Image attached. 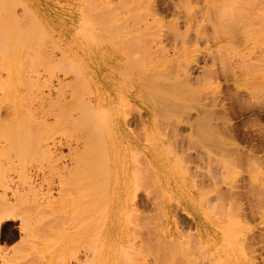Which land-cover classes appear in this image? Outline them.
<instances>
[{"label": "rangeland", "instance_id": "obj_1", "mask_svg": "<svg viewBox=\"0 0 264 264\" xmlns=\"http://www.w3.org/2000/svg\"><path fill=\"white\" fill-rule=\"evenodd\" d=\"M124 1L0 0L29 30L21 49L28 42L33 47L31 59L18 57L20 85L9 89L25 132L17 136L28 151L24 159L15 151L2 157L11 180L7 188L0 184V194L15 205L0 224V251L13 260L0 258V264L84 260L98 233L86 222L94 213L110 225L105 264H264V0H244L247 7L235 0L241 2L235 9L244 4L248 14L243 6L239 27L243 17L227 0L233 11L226 13L237 19L232 30L220 8L224 0H148L147 7L146 0ZM217 3L234 36L221 26L219 8H212ZM29 75L44 99L29 100L21 80ZM12 96L4 99L2 115L10 113ZM83 109L92 115L85 119ZM108 126L118 153L115 195L110 189V204L93 208L88 174L101 179L103 167L93 143ZM97 209L107 215L98 218ZM45 212L33 225L25 221Z\"/></svg>", "mask_w": 264, "mask_h": 264}, {"label": "bare ground", "instance_id": "obj_2", "mask_svg": "<svg viewBox=\"0 0 264 264\" xmlns=\"http://www.w3.org/2000/svg\"><path fill=\"white\" fill-rule=\"evenodd\" d=\"M86 1H88V5L90 6L91 4H92V6L94 5L92 2L94 1V0H86ZM123 1V0H122ZM125 1H127V0H125ZM124 1V2H125ZM142 1V0H141ZM141 1H140V3H141ZM144 1V0H143ZM149 1H151V0H149ZM213 0H211L210 2H212ZM215 1V0H214ZM217 2H220L221 0H216ZM227 0H224L223 2L226 4H223L222 2H220V3H222V7H220V8H225V9H223L224 10V14L228 11V10H230V7L232 6L233 8H234V11H233V9H232V7H231V11H233V13L234 14H236V13H238L239 15H240V13L239 12H241V13H243L242 12V10L243 9H245L248 5H247V1H244V2H246V7L244 6V4L243 5H241V7H240V10H238L237 8L235 9V7H236V5H235V2H237L238 4L240 3L241 4V2H238V1H233V0H229V2H230V4H232L231 6H230V4H229V2H226ZM234 3H233V2ZM241 1V0H240ZM118 2V1H117ZM144 2H146V4L144 3ZM143 3L146 5V7H147V2H148V0H146V1H144ZM102 3V2H101ZM127 3V2H126ZM137 3V2H136ZM142 3V4H143ZM150 2H148V4H149ZM243 3V2H242ZM251 4H252V1L250 2ZM87 4V3H86ZM125 3H123V6H125V5H128V4H125ZM132 4H135V2L133 3L132 2ZM142 4H141V6H142ZM239 4V5H240ZM118 5H119V2H118ZM122 5V4H121ZM225 5V6H224ZM227 5H229V6H227ZM233 5H235V6H233ZM91 6V7H92ZM95 6V5H94ZM98 6V5H97ZM120 6V5H119ZM136 6V5H135ZM215 6V5H214ZM218 6V7H217ZM243 6H244V8H243ZM138 7V6H137ZM142 7H145V6H142ZM142 7H138L139 9L140 8H142ZM227 7H229V9L227 8ZM42 8V7H41ZM213 9L214 8H216V9H218L219 8V5H218V3H217V5H216V7H212ZM220 8H219V10H218V14H220L218 17H220V21L222 20V19H224L226 16L228 17V15L230 16L229 17V19L228 20H230L231 21V23H230V21H229V25L230 26H232V27H230V26H228V27H230L229 29L230 30H232L231 28H234V26L235 25H237V27H239L238 26V24L240 25L241 24V22L242 21H244L245 19H244V17L242 16V15H240L241 17H243V19L242 18H240V17H238V19H239V21L238 22H235L234 20H237L234 16V18H232L231 16H232V14L230 13H226L225 14V17H224V15H222L223 13H220V12H222V10H220ZM241 8H243L242 10H241ZM259 8V7H258ZM257 8V9H258ZM261 8V7H260ZM90 9V8H89ZM107 9V8H106ZM209 9V8H208ZM212 9V10H213ZM247 9V8H246ZM246 9H245V11H246ZM90 10H93V9H90ZM217 11V10H216ZM216 11H215V14H216ZM254 11V10H253ZM259 11H261V10H259ZM101 12H103V10L101 11ZM92 13V12H91ZM115 13V12H114ZM254 12H252V14H253ZM112 14V13H111ZM119 14V13H118ZM244 14V13H243ZM246 14H247V11H246ZM113 15V14H112ZM112 15H110V17L112 16ZM136 15V14H135ZM142 15V14H141ZM224 17V18H221L222 16ZM239 15H237L236 14V16H239ZM248 15V14H247ZM247 15H246V17H247ZM264 15V14H263ZM33 17L35 18V20L38 22V21H40V16L37 14V13H35V14H33ZM109 17V16H108ZM101 18V21L102 22H104V18H102V17H100ZM115 18V17H114ZM114 18H110V19H108V21L110 20L111 22H113L114 20ZM264 18V17H263ZM20 19H22V17H19V15H17V13L15 12V10H13V8L12 7H5V6H0V95H1V97H0V137H2L3 138V140L2 139H0V184H1V186H3L4 188H7L8 187V185H9V181L11 180L10 178L8 179L7 178V176L8 175H6V171H5V169L3 168L4 166H3V160H2V157H7V153L9 152V151H15V152H17V154L21 157V159H24V157H26V154H27V151H28V149H27V147L28 146H26V143H25V141H23V143H25V145H23V143L19 140V138H18V136H17V134H19V132H24L23 131V129H24V127H23V123H22V120L21 119H19L17 116H16V112H18V102L15 100L16 99V97H15V95L14 96H12V93H11V91L10 90H14L15 91V87H17V86H19L17 83H18V81H17V76H16V67L18 66L17 64H16V62H17V60H18V57L19 56H22L23 55V58L25 57L26 58V60L27 59H31V57H30V55L29 56H26V55H28V54H30V52L32 51V49H33V47L31 46V43L30 42H28L26 45H25V47L24 48H22L21 49V45H22V42H24V43H26L27 42V39L26 38H24V36H25V34H28V32H29V30H24V28H25V24H21L22 23V21H19ZM91 19V18H90ZM126 19V18H125ZM133 19V18H132ZM217 19V18H216ZM242 19V20H241ZM233 20V21H232ZM260 20V19H259ZM264 20V19H263ZM109 21V23H111ZM217 21H218V19H217ZM216 21V22H217ZM224 21H225V23H224ZM222 20L221 21V23L223 22V25H225L226 23H227V19H225V20ZM241 21V22H240ZM61 22V21H60ZM215 22V21H214ZM215 22V23H216ZM236 23L235 25L233 24V23ZM247 22V21H246ZM246 22H245V26L247 27V25H246ZM62 23H63V20H62ZM109 23H108V25H109ZM213 23V22H212ZM219 22H217V24H218ZM231 24H233V25H231ZM222 24H221V26L224 28H226L227 29V27H226V25L225 26H223ZM221 26L218 24V28H220L221 30H220V32L223 30L222 28H221ZM245 26H243V27H245ZM256 26V25H255ZM237 27H236V29H237ZM244 28V29H247V28ZM260 27V26H259ZM224 28V29H225ZM249 28V27H248ZM229 29H227L226 31H229ZM235 29V28H234ZM105 30V29H104ZM113 30V29H112ZM240 30H242V29H240ZM225 31V30H224ZM223 31V32H224ZM226 31L224 32V34L226 33ZM235 31V30H234ZM243 31V30H242ZM32 32H33V30H32ZM231 32H233V31H229V32H227L226 34H227V36H230V35H232V36H234L233 34L234 33H232V34H230ZM104 33V32H103ZM222 33V32H221ZM245 33H247V32H245ZM249 33V32H248ZM253 33H254V31H253ZM259 33H260V31H259ZM228 34H230V35H228ZM258 35V34H257ZM248 36H251V35H248ZM247 37V36H246ZM232 38H234V37H232ZM236 38V37H235ZM234 38V39H235ZM232 43V42H231ZM221 45V44H220ZM224 45V44H223ZM234 46V45H233ZM32 47V48H31ZM232 47V46H231ZM235 47V46H234ZM233 48V47H232ZM231 48V49H232ZM31 49V50H30ZM233 49H235V48H233ZM30 51V52H29ZM245 56V55H244ZM186 57V56H185ZM162 58V57H161ZM191 59V57H188L187 56V58H186V62H188L189 63V61H190V59ZM34 59H36L35 57H34ZM183 60H185V58H182ZM25 60V59H24ZM24 60H22L21 59V61H24ZM180 60V59H179ZM188 60V61H187ZM194 61V60H193ZM19 62H20V60H19ZM185 62V61H184ZM187 63V64H188ZM20 64H21V62H20ZM19 64V65H20ZM30 64V63H29ZM33 65V64H32ZM31 65V66H32ZM244 65V64H243ZM35 67V66H34ZM178 68V67H177ZM187 68H188V66H187ZM248 70V69H247ZM188 72V71H187ZM187 74V76H188V73H186ZM21 80H22V82H23V85H25V88H26V86H27V88H29L30 89V91L26 88V90H27V92H29V100L33 103L34 101H36L37 99H38V95H40V99H44V97H45V95H42L41 96V93H39V91H38V88H39V86H38V80L36 79V76L35 75H29L27 78H25V80L24 79H22L21 78ZM237 81V80H236ZM241 81V80H240ZM239 83V82H238ZM17 84V85H16ZM164 84V83H163ZM182 84H183V82H182ZM168 86V85H167ZM242 86V85H241ZM10 87V88H9ZM183 87V86H182ZM35 88V89H34ZM10 89V90H9ZM7 95H11L12 97H13V99H9V103L11 104V108L10 107H8V109L10 110V113L8 114L6 111V113H5V115H2V110H4L3 108V101H4V99L6 98V96ZM78 102H79V104L81 105L82 103H81V100H77ZM159 101H161V100H159ZM169 101V100H168ZM169 103V102H168ZM167 103V104H168ZM35 104H39L38 102H36ZM166 104V103H165ZM36 106H38V105H36ZM169 106V105H168ZM178 107V106H177ZM8 110V111H9ZM103 111V110H102ZM83 116L85 117V119H86V115L87 114H89V110L88 109H83ZM165 114V113H164ZM11 116V118L10 119H8V116ZM89 115H92L91 114V112H90V114ZM89 115H87V116H89ZM91 117V116H90ZM13 121V122H12ZM212 121V120H211ZM108 122H106V125H109V124H107ZM107 128H109V129H111L109 126L108 127H106L105 128V130H104V134L102 133V132H100L99 133V135H98V138L95 140L94 139V143H93V146H94V150H98V152H99V155L97 156V155H94V158H96V162H101V165L103 166L102 167V170H101V179L98 177V176H93L92 174L91 175H89L88 174V179H87V181H89V183H90V190H89V192H90V195H89V199H90V201H91V206L92 205H95V202H100L101 201V204H106V206H108V204L107 203H109L108 201L109 200H107V194H108V192H109V190L111 189V196L110 197H113L114 195H115V190H112V187H111V185H113V183H112V181H114V179H112V176H114L113 174H114V171H115V166H114V155L115 154H117L118 155V153L116 152V150L114 149L116 146L114 145L116 142L115 141H113L112 139H111V137H110V135L108 134V132H107ZM29 130V129H28ZM115 132V131H114ZM25 133V132H24ZM29 133H31V130L29 131ZM109 133L110 134H113L112 132H111V130H109ZM117 133V132H116ZM204 133V132H203ZM27 135H29V134H27ZM205 135V134H204ZM214 137H215V135H213ZM27 139H29V138H27ZM34 139V138H33ZM114 139V138H113ZM213 139H215V138H213ZM216 139H218V138H216ZM220 139H222V138H220ZM219 139V140H220ZM115 140V139H114ZM148 140V139H147ZM202 140V139H201ZM223 140V139H222ZM116 141H117V139H116ZM193 141V140H192ZM7 142V143H6ZM178 142V141H177ZM196 142V141H195ZM194 142V143H195ZM206 143H208L207 141H205ZM211 142V141H210ZM215 142V141H214ZM218 142H220V141H217V143ZM224 142V141H223ZM197 143V142H196ZM216 143V144H217ZM223 146H224V144H225V142L224 143H222V141L220 142ZM22 144V145H21ZM180 144H181V142H180ZM208 144H210V143H208ZM208 144H206V145H208ZM219 144V143H218ZM219 145L220 146V148H222L223 146L222 145ZM124 145V144H123ZM179 145V144H178ZM210 145H212V144H210ZM209 145V146H210ZM214 145V144H213ZM217 146V145H216ZM25 147V148H24ZM124 147H126V146H124ZM181 147V146H180ZM184 148V147H183ZM186 148H188V147H186ZM204 148V147H203ZM210 148V147H209ZM211 148H212V146H211ZM218 148V147H217ZM219 148V149H220ZM46 149V151L48 152V149L47 148H45ZM189 149V148H188ZM214 149H215V147H214ZM97 150L95 151V152H97ZM115 150V151H114ZM119 150H120V148H119ZM207 150V149H206ZM212 150V149H211ZM224 150V149H223ZM129 151V150H128ZM97 152V153H98ZM122 152V151H121ZM208 153V152H207ZM95 154V153H94ZM201 154V153H200ZM45 155H47V153H45ZM209 155H211L210 153H209ZM97 156V157H96ZM209 157H211V156H209ZM203 158V157H202ZM151 159V158H150ZM150 159H148V161H150ZM210 159V158H209ZM146 160V159H145ZM116 161V160H115ZM117 161L119 162V159H117ZM153 162V161H152ZM117 163V162H116ZM130 163V162H129ZM90 164L92 165V167H95L96 165H94V164H92L91 162H90ZM122 164V163H121ZM131 164V163H130ZM133 164V163H132ZM131 164V165H132ZM149 164H150V162H149ZM228 164V163H227ZM148 166V165H147ZM91 167V168H92ZM131 169H133V168H131ZM151 169H153L152 167H151ZM150 169V170H151ZM129 170H130V168H129ZM134 170V169H133ZM138 170H140V167H139V169ZM149 170V171H150ZM135 171V170H134ZM119 172V171H118ZM130 172V171H129ZM131 172H133V171H131ZM139 172H141V171H139ZM147 172V171H146ZM119 174V173H118ZM132 174H134V173H132ZM212 174V173H211ZM210 174V175H211ZM134 175H136V174H134ZM140 175V174H139ZM209 175V176H210ZM130 176H131V174H130ZM148 176V175H147ZM150 176V175H149ZM212 176V175H211ZM210 176V178H213V177H211ZM215 176V175H214ZM115 177H116V175H115ZM143 177V176H142ZM145 177V176H144ZM143 177V178H144ZM151 177V176H150ZM198 177V176H197ZM133 178V177H132ZM131 177H130V179H132ZM153 178V177H152ZM201 178V177H200ZM215 179H216V177H214ZM208 179V178H207ZM141 180V179H140ZM132 181V180H131ZM136 181V180H135ZM155 181V180H154ZM213 182L215 181L214 179L212 180ZM218 181V180H217ZM133 182L134 181H132L129 185H128V188H132L133 186ZM139 181H137V182H135V186H136V192L135 193H137L138 194V189L139 188H137V186L138 185H140L139 183H138ZM216 182V181H215ZM140 183H141V181H140ZM218 183V182H217ZM137 184V185H136ZM127 185V184H126ZM158 185V184H157ZM216 185V184H215ZM114 187V186H113ZM133 189V188H132ZM33 189L32 188H28V189H26L25 191H32ZM140 190V189H139ZM17 192H22V191H20V190H18ZM131 192V191H130ZM132 193V192H131ZM23 193H21V195H22ZM25 194V193H24ZM23 194V195H24ZM106 194V195H105ZM134 194V193H133ZM137 194H135V195H137ZM22 195V196H23ZM128 195H130L129 193H128ZM104 197V198H103ZM138 196H135V198H137ZM129 199V198H128ZM133 200H135V199H133ZM208 201V200H207ZM36 202H37V200H36ZM136 202V201H135ZM134 201H133V204L135 203ZM110 204V203H109ZM128 204V203H127ZM175 204H176V202H175ZM14 205H15V203L14 204H10V202L6 199V197L5 196H2L1 194H0V224H1V222H2V220H5V219H8V217L10 216L8 213H9V210H12V207H14ZM172 205V204H171ZM103 206V205H102ZM106 206H105V208H104V210L106 209ZM176 206V205H175ZM93 208L95 207V206H92ZM104 207V206H103ZM110 207V206H109ZM128 207H129V205H128ZM127 207V208H128ZM102 208V207H101ZM100 208V210H102ZM131 208H133V213L132 214H134V212H135V206H132ZM107 209H108V207H107ZM129 209V208H128ZM98 211H99V209H97ZM104 210H102V211H104ZM137 210V209H136ZM129 211V210H128ZM100 212V211H99ZM98 212V213H99ZM106 212V211H105ZM127 212V211H126ZM47 213V214H46ZM44 214H46L47 216L50 214L49 212H45V213H35V214H27L26 216H25V221H28V223H29V225H33L34 223H37L38 221H39V219H42L43 217H45V215ZM51 214H53V213H51ZM93 214V213H92ZM96 213H94V215H95ZM103 214V212L101 213L100 212V216L98 217V218H100V217H102V216H104L105 214L107 215V213H104V215H102ZM136 214H137V211H136ZM90 216V215H88L89 216V218L88 219H86V222H88V224H89V228L90 229H92L95 233H96V231L98 232L97 233V236L95 237V236H92V237H94L95 238V240H97V241H95V240H92V241H89V244L88 245H86V247H85V249H84V251L83 252H85L84 253V255H85V258H84V260L81 258V259H78V258H80L79 256L77 257V261L79 262L78 264H81V263H84V264H105L106 263V258H105V253H106V249H107V247H108V244L106 243V237H105V234H106V229H108L109 227H110V225H108L109 224V222H108V220L106 219V217L104 216L103 218H101L100 220H99V222H97L96 221V216L97 215H95V216ZM99 215V214H98ZM102 215V216H101ZM50 217V216H49ZM48 218V217H47ZM109 219V218H108ZM54 221V220H53ZM130 221H131V219H130ZM95 223H100V227H99V229H97V230H95V227H94V225H95ZM113 227V226H112ZM21 229H23V227H21ZM92 230H91V232H92ZM135 230V229H134ZM90 231V230H89ZM93 233V232H92ZM190 233V232H189ZM200 233V232H199ZM183 234V233H182ZM201 234V233H200ZM198 235V236H201V235ZM135 235V234H134ZM134 235H132V237H134ZM185 235V234H184ZM187 235H188V233H187ZM186 235V236H187ZM192 235V234H191ZM131 236V235H130ZM136 236V235H135ZM176 236V235H175ZM185 236V237H186ZM193 236V235H192ZM196 236V235H195ZM184 237V238H185ZM191 237V236H190ZM93 238V239H94ZM135 238V237H134ZM201 238V237H200ZM199 238V239H200ZM133 239V238H132ZM173 239V238H172ZM195 239V238H194ZM203 239V238H202ZM108 240V239H107ZM166 240V239H165ZM170 240V241H169ZM174 240H175V238H174ZM173 240V242H176V241H174ZM201 240V239H200ZM99 241V242H98ZM168 241L169 242H172V240L171 239H168ZM167 241V242H168ZM177 241H179V240H177ZM161 242V241H160ZM168 242V243H169ZM142 243V242H141ZM164 243H165V241L163 242V246H161V247H166L167 248V246H164ZM178 242H176L175 244H177ZM180 243V242H179ZM178 243V244H179ZM192 243L194 244V242L192 241ZM191 243V244H192ZM147 244V243H146ZM152 244V243H151ZM171 244V243H170ZM169 244V245H170ZM177 244V248L178 247H180V245H178ZM155 245V244H154ZM156 245H158V243L156 244ZM159 245H160V243H159ZM167 245V244H166ZM186 245V244H185ZM107 246V247H106ZM142 246H144V244L142 243ZM146 246L147 245H145L144 246V248H146ZM173 246V245H172ZM183 246V245H182ZM181 246V247H182ZM194 246H195V244H194ZM194 246H192L191 245V247H194ZM123 247V246H122ZM121 247V248H122ZM133 246H131V248H130V251L131 252H133L134 250H131V249H133L132 248ZM151 247V245L149 246V248ZM155 247V246H154ZM171 247V246H170ZM125 248V247H124ZM129 248L128 247H126V252L125 253H127L128 254V252H127V249H128V251H129ZM143 248V247H142ZM152 248V247H151ZM158 248H160L159 246H158ZM157 248V250H159ZM165 248V250L167 251V249ZM168 248H169V246H168ZM196 248V247H195ZM140 249V248H139ZM163 249V248H162ZM171 249H174V248H171ZM146 250H148V249H146ZM164 250V249H163ZM164 250V251H165ZM175 250V253L173 252ZM173 251H171L170 250V253L171 252H173L174 254H176V248L174 249ZM129 251V254L128 255H130V256H128L129 258V260L131 259V261H132V259H134L133 258V256L132 255H134V253H132V255H131V252ZM135 251H136V249H135ZM150 251V250H149ZM152 251V250H151ZM155 251V250H154ZM169 251V250H168ZM124 251H121L120 253H123ZM192 252H193V250H192ZM139 253H141V252H139ZM161 253H163V252H161ZM178 253V252H177ZM181 254V253H180ZM126 255V254H125ZM139 255H141V254H139ZM158 255V254H157ZM156 255V256H157ZM169 255V254H168ZM204 255V254H203ZM135 256H136V253H135ZM155 256V257H156ZM170 256V255H169ZM175 256V255H174ZM121 257L123 258V255H121ZM165 257V256H164ZM163 257V259L165 260L166 258H164ZM179 257V256H178ZM0 258H1V260L3 261V259L5 260V259H8V257H7V255L4 253L3 254V256H2V251H0ZM126 258V260H127V257H125ZM158 257H156V259H157ZM160 258V257H159ZM170 258H171V256H170ZM169 258V259H170ZM195 258V257H194ZM207 258V257H206ZM121 259V258H120ZM124 259V258H123ZM137 260H138V258H136ZM136 259H134V260H136ZM161 259H162V257H161ZM179 259H180V257H179ZM209 259V258H208ZM9 261H12L13 259L11 258V257H9V259H8ZM132 261V263L134 262L135 263V261ZM197 260V259H196ZM195 260V262H193L194 264L196 263H199V264H201L200 262H197ZM199 260V259H198ZM77 261L75 262L76 264H77ZM130 261V262H131ZM159 261H160V259H159ZM170 261V260H169ZM178 260H176V261H174V262H177ZM181 261V260H180ZM206 261V260H205ZM130 262H127V263H130ZM143 262V261H142ZM162 262H164V261H162ZM190 262V261H189ZM121 264H122V261L120 262ZM126 263V262H125ZM138 264L140 263V262H137ZM181 264L183 263L182 261L180 262ZM175 264V263H174ZM177 264H179L178 262H177ZM184 264V263H183Z\"/></svg>", "mask_w": 264, "mask_h": 264}]
</instances>
